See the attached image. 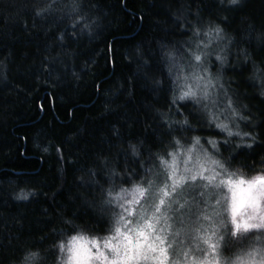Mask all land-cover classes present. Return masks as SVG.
Returning a JSON list of instances; mask_svg holds the SVG:
<instances>
[{
	"label": "trees",
	"instance_id": "16d2710c",
	"mask_svg": "<svg viewBox=\"0 0 264 264\" xmlns=\"http://www.w3.org/2000/svg\"><path fill=\"white\" fill-rule=\"evenodd\" d=\"M197 53L222 104L180 98ZM197 140L264 174V0H0V264H60L70 236L109 235L108 193Z\"/></svg>",
	"mask_w": 264,
	"mask_h": 264
},
{
	"label": "snow or ice",
	"instance_id": "6c2138e0",
	"mask_svg": "<svg viewBox=\"0 0 264 264\" xmlns=\"http://www.w3.org/2000/svg\"><path fill=\"white\" fill-rule=\"evenodd\" d=\"M194 58L201 60L200 55ZM194 95L189 89L180 98ZM185 155L186 159L178 160L179 153H169L170 159L161 161L166 173L162 180L157 173L132 189H121L115 195L109 192L108 203L115 202L120 209L109 235L92 239L74 236L70 247L62 244L61 251L70 253L68 264H264V249H253L246 254L247 258H224L221 253L224 234L220 233V225L227 219L228 236L245 240L251 238L249 233H259L257 240L264 236V174L250 179L237 177L228 173L219 161H213L226 177L218 179L221 174L194 160L191 150ZM198 179L206 183L196 184ZM201 188H227L230 195L223 197L220 211L216 209L222 203L220 199L207 204L199 219L209 222V226L197 228L195 236L186 237V244L185 238H181L185 215L181 210L189 202L184 197L190 189ZM199 195L204 197L206 193L200 191ZM175 223L181 229L173 231ZM196 252L202 255H194Z\"/></svg>",
	"mask_w": 264,
	"mask_h": 264
},
{
	"label": "rangeland",
	"instance_id": "374dc122",
	"mask_svg": "<svg viewBox=\"0 0 264 264\" xmlns=\"http://www.w3.org/2000/svg\"><path fill=\"white\" fill-rule=\"evenodd\" d=\"M195 55H200V53L194 54L193 59L190 62H182L180 74H179V85H180V92L183 94L185 91H188L189 89L195 93L196 96H199L200 99H203L207 104L213 105L216 104V102L223 103L222 96L220 95V98L217 99L216 96H214V90H216V77L215 73L206 65V62L203 61L201 58L200 61L195 60ZM186 57V56H185ZM181 58L178 61V64L182 59ZM185 61V59H184ZM205 93L207 95L205 96ZM218 96V95H217ZM216 97V98H215ZM215 98V99H214ZM213 103V104H212ZM227 103L230 105L229 101ZM231 107V106H230ZM236 122L235 117L233 114H227L224 116L223 122H222V128L223 130H227L228 132H232V134L239 132V130L236 128ZM204 146V147H203ZM216 148V147H215ZM191 150V155L193 156L194 160H199L200 163H202L206 168L210 170H215L216 172H219L221 175L219 178H226L224 177L223 170L218 168L213 161H219L221 164L224 165V168L227 169L228 173H235L237 177H243L245 179H250L251 177H246L239 172L228 168L224 162L217 156V153L214 149L213 143L210 144V146L206 147L205 145H199L194 144L192 146H188L183 149H179L174 153H179V156L177 157L178 160H184L186 159V153ZM166 159H170V156ZM183 167V165L181 166ZM160 173V179L162 180L164 176H166V173L164 172L163 165L160 164L154 171V174L152 175V179L155 174ZM210 174V173H206ZM159 183V180L157 181ZM205 181L197 180L196 184L203 185L205 184ZM132 189V188H131ZM204 191L206 195L204 197H200L199 192ZM226 195H230L228 193L227 188L222 189H215V188H207V189H190L188 193L185 194V199L188 200V205H186L185 209L181 210L184 215V224L182 226L181 231V238H185V243L187 244L188 241L186 239L187 236H195L196 235V229L203 226L204 228H207L209 226V222L203 221L199 219V213L204 210L207 207V204H215L216 199L221 200V205H216L217 211H220L222 208V205L224 203L223 197ZM207 202V203H205ZM191 208V212L188 211V209ZM209 211H211L209 209ZM171 215V213H170ZM179 215V213H177ZM222 217H218L216 219H221ZM175 220V217H173ZM228 223L227 219L224 220V223L220 225V233L224 234V241L221 242V253L222 256H228L232 254H236L241 252L238 256L239 257H246V254L251 252L253 249H264V236H261L259 240L256 239V236L259 235V233H249L247 234L250 239H242V250L236 251V248L233 249L230 254H228L226 247L224 246L226 244V241L230 239L231 236H228L227 229L225 225ZM178 229H181V225L179 223L173 224V231H176ZM74 236H83L88 239L92 238H100L102 236H93L88 235L84 233H78L75 235L70 236L63 245L65 246H71L72 238ZM104 237V236H103ZM238 243H234V245L237 246ZM203 246V245H202ZM206 247V246H204ZM70 253L63 251V256L61 259L60 264H68V256ZM196 256H201L202 253L196 252L194 253ZM237 256V257H238ZM236 257V258H237ZM235 258V259H236ZM233 259V260H235ZM257 260H259V256H257Z\"/></svg>",
	"mask_w": 264,
	"mask_h": 264
}]
</instances>
